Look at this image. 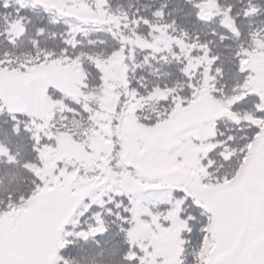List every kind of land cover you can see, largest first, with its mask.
I'll return each instance as SVG.
<instances>
[{"label":"snow or ice","instance_id":"snow-or-ice-1","mask_svg":"<svg viewBox=\"0 0 264 264\" xmlns=\"http://www.w3.org/2000/svg\"><path fill=\"white\" fill-rule=\"evenodd\" d=\"M17 3L19 14L25 0ZM0 6L7 8V0ZM198 18L203 19L199 13ZM6 23L10 28L15 26ZM20 28L22 35V24ZM44 34L42 28L36 33ZM5 35L14 45L11 32ZM66 45L76 48L71 41ZM199 48L210 65L220 59L219 54L211 55L207 44ZM236 55L237 70L251 76L247 52ZM48 59L46 56L37 66L42 67ZM7 69L8 63L0 60V73ZM223 75L222 65L217 66L215 76L222 79ZM185 76L192 78L189 72ZM174 95L177 93H169L164 99ZM139 99L135 88L130 89L125 110L117 112L118 118L112 120L117 135L109 137L101 131L106 140H112L111 158L104 163L105 154L100 152L96 163L101 166L92 168L65 160L50 166L42 152L54 146V130L40 127L41 121L30 111L20 115L28 116L32 126L22 125L17 106L0 101V113L7 112L10 121L2 134L9 139L26 135L32 154L21 163L20 152L28 146L21 144L13 152L0 145V160L12 169L6 173L9 180H16L18 171L31 178L29 191L19 196L10 191L6 203L0 204V264H42L25 244L37 230L54 243H63L60 252L72 251L71 245L77 240H92L99 251L90 255L99 257L100 264H149L150 254L154 257L152 264H264V107L257 109V116L247 119V130L241 128V120H233L242 132L239 137L223 132L217 135L216 120L220 117L212 120L211 135L206 138L212 147L205 153L198 150L205 138L193 127L180 126L175 118L166 126L172 131L171 138L162 134L158 123L141 127L138 121L135 131H126L129 111H138L135 102ZM187 106L186 102L179 105ZM130 147L134 148L132 159L118 165ZM188 149L199 162V173L149 170L152 162L159 160L175 161L181 168L179 162ZM89 183L90 188L86 186ZM60 201L65 204L63 213L50 216L48 210ZM154 209L160 211L154 213ZM141 217L151 220L159 237L157 243L162 244L155 251L152 243L133 237ZM98 237H105L103 245ZM189 246L191 261L186 254ZM51 264H64V259L56 258Z\"/></svg>","mask_w":264,"mask_h":264},{"label":"trees","instance_id":"trees-1","mask_svg":"<svg viewBox=\"0 0 264 264\" xmlns=\"http://www.w3.org/2000/svg\"><path fill=\"white\" fill-rule=\"evenodd\" d=\"M201 1L82 0L83 3L90 4L94 10H97L100 4L106 14L117 18V23L102 21L100 24H95L83 23L71 16L57 15L55 12L30 4L27 0H25L26 6L18 14L17 9L20 6L17 0H7V8L0 6V60L8 63L9 71H22L27 67H34L46 56L49 59L45 63L58 59L71 61L73 65L75 64V71L79 73L78 83L81 88L92 91L103 83V71L96 65V60L107 59L114 52L123 50L127 64V89L130 91L135 88L140 94L138 103H141V106L134 113V117L137 122L149 124L165 120V114H168V118L172 114L173 104L191 102L196 89L202 85L205 75V67L200 65L203 51L199 45L207 44L211 49V55H220V59L215 64L208 65L210 66L208 81L210 94L215 99H234L228 105V114L216 120L217 135L223 132L225 136L239 137L242 132L237 130L233 120H241V128L247 130L246 115L251 117L258 115L260 98L244 87L249 76L247 72L242 73L237 70L236 54L257 48L259 42L260 48L264 50V0H214L217 8L212 9L205 19L200 20L197 14ZM2 2L3 0H0V4ZM248 9L258 11L246 13ZM156 10L164 12L162 19H154L153 14ZM226 13L234 21L235 31L231 26L224 24ZM21 17H23L22 20ZM6 21L13 24L18 21L20 25L22 24L23 34L13 33ZM157 23L165 25L166 32L177 38L178 42L172 40L166 33H159L151 28V25ZM41 28L45 30V34L37 36L36 33ZM6 31L11 32V39L15 41L14 45L8 43L9 37L5 35ZM165 38L167 42L170 40L173 42H163ZM139 40L147 41V43L141 45L137 42ZM66 41L75 43L76 48L67 47ZM128 42L133 47L132 58L128 55ZM176 44H180L182 48ZM190 62L195 63L197 67L189 71L191 80L185 76L187 72L185 65H189ZM221 65L224 70L222 79L215 76L216 67ZM43 88L46 95L51 98L53 108L48 118L36 117L41 121L40 127L46 130L53 129L54 134L65 131L75 140L85 142L86 133L93 129L92 116L97 111L98 105L93 100L68 95L51 85L44 84ZM153 93L157 95L150 99L145 98ZM169 93H177V95L165 100L164 97ZM0 101H2L1 98ZM16 114L22 121V125L32 126L28 116L20 115L18 111ZM9 123L8 113H0V145L6 146L13 152L21 144L28 146L19 155L23 163L31 158L30 142L23 134V139L21 137L6 138L2 133ZM190 127L196 130L198 125ZM204 143H208L207 139ZM208 145L205 153L212 147L210 143ZM198 150L203 152L201 149ZM188 152L193 155L192 149H188ZM60 160L78 163L73 157L68 156ZM234 166L235 164L230 167ZM11 170L4 161L0 160V204L6 203V197L10 191L14 190L19 196L30 190L31 178L18 171L17 179L9 180L6 173ZM20 176L23 178L21 179ZM86 186L90 187L91 183ZM153 211L158 213L160 210ZM144 220L149 228L140 233L137 239L152 243L155 251L161 245L157 243L159 237L157 232L153 231L151 220ZM98 239L103 245L105 237H98ZM195 243L194 240L193 246ZM54 247L56 248L54 259L63 257L69 264H100L99 257L93 259L90 255L93 251H99L92 240L86 243L82 240L75 241L71 245L72 251L60 252L58 249H63L60 245ZM191 251L192 247L189 246L186 249L189 261H191Z\"/></svg>","mask_w":264,"mask_h":264},{"label":"rangeland","instance_id":"rangeland-1","mask_svg":"<svg viewBox=\"0 0 264 264\" xmlns=\"http://www.w3.org/2000/svg\"><path fill=\"white\" fill-rule=\"evenodd\" d=\"M27 2L40 6L48 11L55 12L60 16H71L83 23L90 22L100 24L102 21L109 23L113 21L117 23V18L106 14L105 9H102L100 4L98 9L94 10L90 4H85L82 0H27ZM208 5L211 11L217 8L214 1L208 0ZM118 20L120 21V19ZM223 21L226 26H231L232 30L234 29V21L231 20L227 13ZM14 25V27L10 28L11 31L15 34L20 33V23H14ZM151 28L159 33H166L172 40L178 42L177 38L166 32L165 25L157 23L156 25H151ZM172 40H170V42H173ZM165 41L167 42L166 38L163 39V42ZM130 42H128V55L132 58L134 51ZM137 42L141 45L147 43V41L144 40H139ZM176 45L181 47L180 44ZM260 46L259 42L257 48L254 50L242 51V53L246 51L248 54L249 64L247 67L252 72V75L249 76L248 80L245 82L244 87H246L248 91L254 92L260 98V107H264V50H262ZM201 56L200 65H203V67L208 66V59H206L203 54ZM124 58L125 54L122 50L116 51L115 55H111L107 59L96 60V65L103 71V83L100 87L92 91H86L81 88L80 83H78L79 73L77 74L75 71V64L73 65L71 61L66 62L58 59L56 61L44 63L42 67L34 65V67H27L22 71L7 70L6 73H0L1 100L4 103L17 106L16 111L18 112L30 111L34 118H48L53 108V102L51 98L46 95L45 89L43 88L44 84L51 85L68 95L82 96L86 100H93L96 105H98L99 110L97 109L92 116L93 129L86 133L85 142L81 143L75 140L72 135L70 136L65 131L56 132V145L50 149H44L42 152L43 158L50 166H54L57 160L65 156L73 157L79 164L88 168L101 166L96 163L97 156L100 152L105 154L104 157H102L104 163L111 158L112 140H106L104 135H101V131L109 137L117 135V130L112 126V120L114 116L118 118L117 112H123L125 110V102L129 97V90L127 89L128 81L126 80L127 64ZM185 68H187L186 71L189 72L197 67L195 63L190 62L189 65H185ZM209 69L210 66L205 67L204 81L202 85L196 89V94L191 102L187 104L188 106L186 108H180V103L177 102L175 104L176 107L171 111L172 114L167 119L158 122L163 135L171 138L172 131L166 126L169 121L175 118L176 122L182 127L198 125L195 131L200 133L206 140V138L211 135V121L216 117L228 114V105L234 99H215L211 96L210 90L208 89V81L210 79ZM156 95L157 93L150 94L146 99H150ZM139 101L140 99L135 102L137 108L141 106V103H138ZM246 118L249 119L251 117L246 115ZM127 124L128 128L126 131L136 130L137 120L131 111H129L127 117ZM154 124L157 123L142 124L140 122L141 127ZM199 149L205 152L207 150L206 144L203 143ZM133 152L134 148L130 147L127 153L121 155L118 165H124L128 159H132L131 154ZM192 156L193 155L188 152L185 159L179 162L182 165L181 168L176 167L175 161L159 160L152 162L149 170L156 169L168 173L181 172L187 175L199 173V162L194 160ZM90 175H92V173H90ZM64 208V202H57L48 210L49 215L58 216L63 213ZM146 226L147 222L139 219L133 237L137 239L138 235L147 228ZM25 244L29 251L42 261V264H51V261L54 260L56 248L53 247V245L57 244V242L54 243L50 238H47L44 232L37 230L34 234L29 236ZM160 247H162V245ZM153 258L152 255H149V264H152Z\"/></svg>","mask_w":264,"mask_h":264},{"label":"water","instance_id":"water-1","mask_svg":"<svg viewBox=\"0 0 264 264\" xmlns=\"http://www.w3.org/2000/svg\"><path fill=\"white\" fill-rule=\"evenodd\" d=\"M201 6L202 9L200 10L199 15L204 18L206 14L203 9L206 8V3L202 2ZM163 15L164 13L162 11H156V13L154 14V18H162ZM64 264H67V262H65Z\"/></svg>","mask_w":264,"mask_h":264},{"label":"flooded vegetation","instance_id":"flooded-vegetation-1","mask_svg":"<svg viewBox=\"0 0 264 264\" xmlns=\"http://www.w3.org/2000/svg\"><path fill=\"white\" fill-rule=\"evenodd\" d=\"M44 234H46V233H44Z\"/></svg>","mask_w":264,"mask_h":264}]
</instances>
